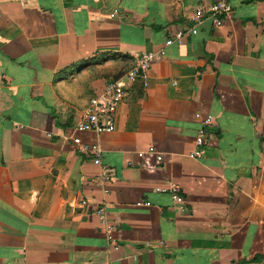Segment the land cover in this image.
Returning <instances> with one entry per match:
<instances>
[{
    "label": "crops",
    "instance_id": "0c3cea01",
    "mask_svg": "<svg viewBox=\"0 0 264 264\" xmlns=\"http://www.w3.org/2000/svg\"><path fill=\"white\" fill-rule=\"evenodd\" d=\"M214 2L0 0V264H264V0L166 45ZM148 51L164 54L115 130L77 134ZM207 117L216 141L195 157Z\"/></svg>",
    "mask_w": 264,
    "mask_h": 264
},
{
    "label": "built area",
    "instance_id": "2783aa9c",
    "mask_svg": "<svg viewBox=\"0 0 264 264\" xmlns=\"http://www.w3.org/2000/svg\"><path fill=\"white\" fill-rule=\"evenodd\" d=\"M232 11L230 0H215L211 5H199L194 10L193 16L189 19L187 25L175 33L173 37L166 41L169 46L172 43L182 45L188 38L195 37L200 32V27L205 21L210 20L214 28H221L224 25L225 17ZM164 52H143L135 56L132 67L119 79L113 80L106 85L102 95L94 97L90 106L85 112L82 120L75 126L77 134H95L102 135L111 133L115 130L116 116L119 105L125 100L131 90L133 82L142 78L146 82L149 79V73L154 63L160 61ZM213 119L207 117L201 123L198 131L195 150L193 156L197 157L201 151L206 147H211L216 141L215 132L212 131ZM72 141L83 152H88L94 156V163L100 165L102 163V150L98 144H84L82 139L74 137ZM138 158L146 162L145 166L149 169L155 170L157 165L164 161L161 153L154 149L138 152ZM179 186L176 184H169L166 188H158L159 192H168L173 194V198L177 203L182 204L184 199L180 195ZM150 205V204H147ZM184 211L185 208H181ZM98 214L103 217L105 213L102 210ZM105 218V217H103ZM108 228H111L108 225Z\"/></svg>",
    "mask_w": 264,
    "mask_h": 264
}]
</instances>
